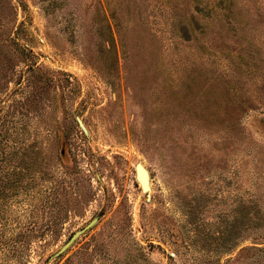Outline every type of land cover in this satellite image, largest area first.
<instances>
[{"label": "rangeland", "instance_id": "obj_1", "mask_svg": "<svg viewBox=\"0 0 264 264\" xmlns=\"http://www.w3.org/2000/svg\"><path fill=\"white\" fill-rule=\"evenodd\" d=\"M0 264H264V0H0Z\"/></svg>", "mask_w": 264, "mask_h": 264}, {"label": "water", "instance_id": "obj_2", "mask_svg": "<svg viewBox=\"0 0 264 264\" xmlns=\"http://www.w3.org/2000/svg\"><path fill=\"white\" fill-rule=\"evenodd\" d=\"M77 122L81 129L84 131L83 125L80 121V119H77ZM135 177L136 181L140 185L141 191L148 194L150 192L148 181H150L148 171L146 168L142 166L141 163H137L135 165ZM96 223V220L90 221L87 225H85L82 229L74 232L71 237L62 245L60 246L50 257L49 261L55 260L65 254L72 245L77 241V239L82 236L87 230H89L91 227H93Z\"/></svg>", "mask_w": 264, "mask_h": 264}, {"label": "bare ground", "instance_id": "obj_3", "mask_svg": "<svg viewBox=\"0 0 264 264\" xmlns=\"http://www.w3.org/2000/svg\"><path fill=\"white\" fill-rule=\"evenodd\" d=\"M143 166V165H142ZM144 167V166H143ZM144 169H145V167H144ZM148 184H149V181H148ZM149 186V185H148ZM149 188H150V186H149Z\"/></svg>", "mask_w": 264, "mask_h": 264}]
</instances>
